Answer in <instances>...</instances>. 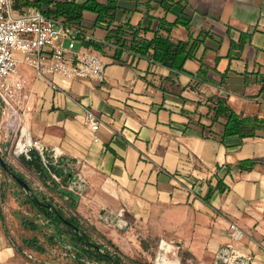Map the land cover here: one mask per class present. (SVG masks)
I'll use <instances>...</instances> for the list:
<instances>
[{
  "label": "crops",
  "instance_id": "obj_1",
  "mask_svg": "<svg viewBox=\"0 0 264 264\" xmlns=\"http://www.w3.org/2000/svg\"><path fill=\"white\" fill-rule=\"evenodd\" d=\"M64 2L113 5L103 21L86 9L78 22L92 35L85 45L100 46L87 45L102 55L105 81L64 83L53 76L55 90L24 63L10 78L24 81L12 101L17 129L58 151L52 164L72 175L67 185L53 175L77 196L75 208L62 205L89 234L105 236L122 253L129 239L150 234L179 246L194 264H210L227 244L251 264H264V129L223 137L225 119L214 120L209 101L219 97L241 116L264 118V0H28L26 10L47 15ZM162 22L171 25L169 32ZM128 27L147 41L161 34L196 43L181 71L129 51L117 62L116 40L107 37ZM84 107L101 119L97 142ZM246 160L255 161L251 169L240 167ZM15 215L0 199V264H64L50 258L40 231L22 224L24 216L19 222L27 231L18 230ZM116 219L123 233L112 228ZM231 223L241 240H232ZM34 236L43 252L25 245Z\"/></svg>",
  "mask_w": 264,
  "mask_h": 264
},
{
  "label": "trees",
  "instance_id": "obj_2",
  "mask_svg": "<svg viewBox=\"0 0 264 264\" xmlns=\"http://www.w3.org/2000/svg\"><path fill=\"white\" fill-rule=\"evenodd\" d=\"M28 0H19L14 3V8L19 9L21 12L26 11ZM86 9L96 11L98 13V20L103 21L105 15H109V11L113 10V5L101 6L94 2L78 5L73 2L58 3L55 9L52 10L47 16L61 20L68 23H76L81 20L82 12ZM171 25L161 23V28L170 31ZM130 34L131 40L124 39L122 34ZM114 37L116 40L117 48L114 59L117 62H124L122 59L123 53L126 51L132 52L137 56H149L154 62L166 66L170 69L181 71L183 70L184 61L191 57L196 41L190 42H173L168 36L156 34L152 40H144L138 38L137 31L128 27L126 30L116 28L111 30L107 39ZM92 45L98 49L100 46L97 44ZM152 49V53H150ZM210 109L213 111L214 120L222 117L225 119L224 131L222 136L239 135V136H254L255 130L258 128L264 129V118L258 116H241L237 114L226 102V100L215 97L211 98ZM51 155L47 154L46 159L50 162ZM19 162L40 180V182L49 190L58 189L61 195V201L67 202L70 208H75L77 196L72 192L60 188L53 175L58 177L63 185H67L72 180V175L68 170L58 168L51 162L45 166L41 157L37 152H32L29 159L23 156H18ZM255 161L246 160L240 162L241 168L251 169ZM0 167L6 171L10 177L17 183L20 188L25 192V202L34 210V218L30 219L24 216L22 224L25 227L36 231H40L46 241L54 245H68L73 252L76 262L75 264H127L123 260V253L120 249L105 236L101 237L106 241L107 246L95 241L84 225L80 223L79 219L66 212L64 208L55 203L52 199L45 195L38 196L31 186L24 187L20 180H23L21 173L12 168L11 165L0 161ZM217 188L223 189L221 181L216 185ZM212 194L209 191L208 197ZM64 196H67L64 199ZM206 197V198H208ZM70 199V200H68ZM41 223H38V220ZM25 245L36 247L40 252H43L44 247L39 244L36 236L24 240Z\"/></svg>",
  "mask_w": 264,
  "mask_h": 264
},
{
  "label": "built area",
  "instance_id": "obj_3",
  "mask_svg": "<svg viewBox=\"0 0 264 264\" xmlns=\"http://www.w3.org/2000/svg\"><path fill=\"white\" fill-rule=\"evenodd\" d=\"M91 39L92 35L76 23L49 17L36 8L21 12L14 8V0H0V97L13 116L17 117L18 113L12 101L24 81H10V78L18 74L21 63L32 68L37 78L45 80L55 90H60V87L53 81V76L64 83L82 78L104 82L106 63L102 55L85 45ZM78 41L81 42L80 47L76 48ZM83 110L84 123L94 133L93 141L97 142L96 132L101 119L91 108L84 107ZM32 152H37L43 164L47 165L46 156L50 150L21 129L14 154L29 159ZM50 155L53 160L50 162L57 163L59 152L53 150ZM229 232L234 242L241 240L243 234L236 224H230ZM175 248L179 249V246ZM210 264H251V258L234 245L227 244L218 249Z\"/></svg>",
  "mask_w": 264,
  "mask_h": 264
},
{
  "label": "rangeland",
  "instance_id": "obj_4",
  "mask_svg": "<svg viewBox=\"0 0 264 264\" xmlns=\"http://www.w3.org/2000/svg\"><path fill=\"white\" fill-rule=\"evenodd\" d=\"M19 0H14L15 2ZM7 109V105L4 100L0 97V158L3 162L11 165L14 170L21 173L24 182H26L31 188L37 192L38 196L45 195L52 199L55 203L60 204L66 212L69 209L62 205L61 195L58 189L49 190L46 188L40 180L23 166L19 160L18 156L14 154L15 143L19 136L18 128V118L14 117L13 114ZM17 130V135H16ZM21 156V155H20ZM60 182V181H59ZM60 186V185H59ZM0 199L6 203L9 207V212H15V225L17 229L22 231V225L19 222L20 217L28 216L34 218V210L25 202L24 196L25 192L20 188V186L13 181L10 175L0 167ZM119 219H116L112 223V228L116 229L119 233L126 231V227L120 226L118 223ZM22 226V227H21ZM85 229L88 227L84 225ZM24 228V227H23ZM25 229V228H24ZM25 231H27L25 229ZM33 233H30V235ZM41 237L40 242L49 248L51 259L57 260L58 262L70 263L73 260L76 262L73 252L70 254V247L68 245H54L46 241L40 232H38ZM91 237L104 245L107 243L104 239L93 232L90 233ZM132 237L129 239L130 247L126 249V253L123 252V260L127 264H194L195 261L188 258L186 254L176 249L169 242L163 241L161 243L157 236H152L148 234L147 236ZM161 244V245H160ZM73 258V259H72ZM191 259V261H190Z\"/></svg>",
  "mask_w": 264,
  "mask_h": 264
},
{
  "label": "water",
  "instance_id": "obj_5",
  "mask_svg": "<svg viewBox=\"0 0 264 264\" xmlns=\"http://www.w3.org/2000/svg\"><path fill=\"white\" fill-rule=\"evenodd\" d=\"M0 161L3 162L1 158H0ZM20 183H21L24 187H28V184H27L26 182H24L23 180H20ZM119 222H120V223H119ZM118 223H119L120 226H123V225H124V224H123V221L120 220V219L118 220Z\"/></svg>",
  "mask_w": 264,
  "mask_h": 264
},
{
  "label": "bare ground",
  "instance_id": "obj_6",
  "mask_svg": "<svg viewBox=\"0 0 264 264\" xmlns=\"http://www.w3.org/2000/svg\"><path fill=\"white\" fill-rule=\"evenodd\" d=\"M25 131V130H24Z\"/></svg>",
  "mask_w": 264,
  "mask_h": 264
}]
</instances>
